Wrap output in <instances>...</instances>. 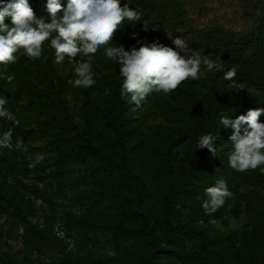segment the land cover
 Listing matches in <instances>:
<instances>
[{
	"label": "rangeland",
	"instance_id": "rangeland-1",
	"mask_svg": "<svg viewBox=\"0 0 264 264\" xmlns=\"http://www.w3.org/2000/svg\"><path fill=\"white\" fill-rule=\"evenodd\" d=\"M61 2L66 6L67 0ZM123 2L140 13V22L132 27L125 21V30L111 43L128 50L139 47L137 39L152 43L150 29L166 46L175 47L172 39L181 37L216 60L218 68L199 80L189 78L170 94H150L139 108L130 103L120 116L132 170L146 185L138 205L135 195L117 186L123 150L104 112L122 78L103 48L92 56L95 83L89 88L69 84L75 62L66 58L55 64L48 47L40 59L21 51L15 63L0 64V96L20 121L17 126L0 118V133L13 128L12 148L0 147V264H68V258L80 264H138V240L88 230L82 223L138 227L142 214L152 217L167 250L158 264H264V172L229 167L231 130H222L217 154L209 152L196 177L186 180L183 174L205 150L196 147L199 137L214 134L216 114L202 94L207 85L229 96L240 93L226 105L233 119L242 105L264 107V0ZM46 3L30 5L39 17L49 15ZM239 43L250 53L240 64ZM233 67L236 76L224 80L223 73ZM17 139L27 151L16 149ZM38 154L43 159L29 167ZM221 178L232 196L206 215L204 189ZM170 192L176 194V207L165 224L164 197ZM26 221L35 233L26 230Z\"/></svg>",
	"mask_w": 264,
	"mask_h": 264
},
{
	"label": "clouds",
	"instance_id": "clouds-1",
	"mask_svg": "<svg viewBox=\"0 0 264 264\" xmlns=\"http://www.w3.org/2000/svg\"><path fill=\"white\" fill-rule=\"evenodd\" d=\"M45 8L49 15L38 17L29 0H0V64L15 63L16 54L21 51L28 58L40 59L44 48L48 47L54 50L55 64H62L66 58L75 62V78L69 80V84L89 88L95 83L92 56L103 48L105 57L118 65L122 78L120 96L130 99L136 108L154 92L170 94L189 78L199 80L218 68L216 60L200 49L190 48L181 37L171 38L175 47L137 39L139 47L128 50L118 42L111 43L118 31L125 30V21L132 22L128 24L132 27L140 21V13L122 0H67L66 6L61 0H47ZM148 26L144 22L145 31ZM236 74L237 69L233 67L223 73V79L231 81ZM7 104L8 100L0 96V118L19 126L20 121ZM262 115L264 107L249 109L235 119L230 113H218L219 132L221 128L231 130L228 165L234 171L259 168L264 172ZM216 144L217 136L207 132L199 137L196 147L216 155ZM12 146L13 128H9L0 133V147ZM15 147L27 151L22 139H17ZM42 159V155H36L29 167L34 168ZM204 196L201 207L206 215H211L225 205L232 192L221 178L204 189Z\"/></svg>",
	"mask_w": 264,
	"mask_h": 264
},
{
	"label": "trees",
	"instance_id": "trees-1",
	"mask_svg": "<svg viewBox=\"0 0 264 264\" xmlns=\"http://www.w3.org/2000/svg\"><path fill=\"white\" fill-rule=\"evenodd\" d=\"M41 0H29L30 3L37 2ZM140 22V21H139ZM136 24H139L138 22ZM143 28V25H141ZM131 31L133 29H130ZM148 34L150 36V42H158V34L153 33L150 29L148 30ZM244 43H239V47L241 53L237 57V62L245 63L250 58V53L247 52L246 49L242 45ZM261 60H263L260 57ZM248 83L251 81L248 80ZM206 91H203V96L205 100L209 103V105L215 111L216 117L214 121V134L217 138L220 136L223 128L219 129L216 127V121L218 119V113L223 111L225 112L226 105H229L234 98L240 96V93H233V95H225L223 91L214 85L210 84L205 87ZM130 99L122 98L120 96V86L117 87L112 93V105L111 107L104 112L105 116L109 120L113 129L116 133V140L121 145L123 150L122 155L118 161V175H117V186L121 191L129 193L131 195H135V204H141L144 199V195L146 193V185L142 178L136 175L130 164V152L124 146L123 143V123L120 120V116L130 105ZM257 107L250 106L249 104H245L239 107L237 116L240 114H246L249 109H254ZM209 157V151L205 149L202 151L194 161H191L185 165L183 168L186 180L193 179L200 172V167L204 164ZM94 173L98 172L96 170ZM175 193L170 192L164 197V214H163V223H169L174 214V209L176 207ZM25 228L27 231H31L35 233V226L26 221ZM88 230L101 229L100 231H112L119 236H123L129 239H136L142 245V252L139 254V262L138 264H158L159 258L167 253V250L162 246L160 239L156 236L155 230L153 228V220L149 214L141 215V222L138 227H128L121 223H117L115 225L109 226H100L95 224H87L85 222L82 223ZM262 239L264 241V230L261 232ZM58 242V241H57ZM57 242L52 243V245ZM51 245V244H50ZM49 245V246H50ZM55 246V245H54ZM68 264H80L79 262H74L70 258L67 259Z\"/></svg>",
	"mask_w": 264,
	"mask_h": 264
}]
</instances>
